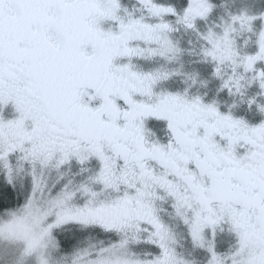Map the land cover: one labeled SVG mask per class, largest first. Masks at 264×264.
I'll return each mask as SVG.
<instances>
[{"label":"snow or ice","instance_id":"obj_1","mask_svg":"<svg viewBox=\"0 0 264 264\" xmlns=\"http://www.w3.org/2000/svg\"><path fill=\"white\" fill-rule=\"evenodd\" d=\"M213 8L0 0V264H264V121L157 91L190 32L222 88L264 94V14Z\"/></svg>","mask_w":264,"mask_h":264},{"label":"flooded vegetation","instance_id":"obj_2","mask_svg":"<svg viewBox=\"0 0 264 264\" xmlns=\"http://www.w3.org/2000/svg\"><path fill=\"white\" fill-rule=\"evenodd\" d=\"M221 1L211 0L214 5L213 11L221 7ZM186 2L187 0H184V3ZM124 3L131 7L134 0H124ZM228 7L230 14H239L243 11L248 15L257 16L258 18L252 23V28L254 32H259L262 27L259 17L264 14V0H228ZM245 35L251 39L242 51L246 54H254L255 36L250 33ZM174 39L182 51L179 58L170 63L168 68L177 74L163 81L157 91L162 89L173 94H185L188 99L199 98L204 104H214L222 115H231L233 119L243 120L249 126H256L264 121V113L260 112L258 107H264V94H261L262 90L255 81L242 89V95L229 93L226 88H222V81L214 75V63L205 61L197 54L198 45L193 34L177 32L174 34ZM257 68L264 70V63L258 64ZM250 100L253 101L251 104ZM149 127L162 128L163 122L159 125L150 122ZM159 134L162 135V133ZM229 242L230 237L227 235L219 238L220 250L223 251Z\"/></svg>","mask_w":264,"mask_h":264},{"label":"rangeland","instance_id":"obj_3","mask_svg":"<svg viewBox=\"0 0 264 264\" xmlns=\"http://www.w3.org/2000/svg\"><path fill=\"white\" fill-rule=\"evenodd\" d=\"M220 8H215L213 14L210 15L208 18V25L217 24L221 19L227 20L228 15L230 14L228 0H222ZM200 24L203 25V22H200Z\"/></svg>","mask_w":264,"mask_h":264}]
</instances>
